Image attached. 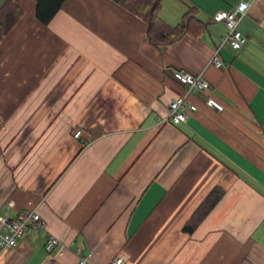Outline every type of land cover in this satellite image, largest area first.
<instances>
[{"label":"crops","instance_id":"obj_1","mask_svg":"<svg viewBox=\"0 0 264 264\" xmlns=\"http://www.w3.org/2000/svg\"><path fill=\"white\" fill-rule=\"evenodd\" d=\"M240 1L162 0L166 24L193 9L206 28L154 46L111 0H66L48 25L20 0L0 42V216L36 211L64 246L48 254L29 231L0 264H77V251L88 264H264V0L238 25L245 45L211 63L226 34L214 16ZM179 69L209 89L187 93ZM178 96L196 111L162 121ZM214 188L223 198L184 232Z\"/></svg>","mask_w":264,"mask_h":264},{"label":"built area","instance_id":"obj_2","mask_svg":"<svg viewBox=\"0 0 264 264\" xmlns=\"http://www.w3.org/2000/svg\"><path fill=\"white\" fill-rule=\"evenodd\" d=\"M255 0L240 1L231 11L220 12L214 16L216 22L222 23L226 27V34L221 40V44L214 50L211 58V63L218 69L224 68V64L220 59V49L227 44L233 50L241 49L247 37L239 30L238 25L241 19L249 10L251 4ZM173 79L179 84L185 86L187 93L206 92L209 85L199 75L191 74L183 69L172 72ZM206 105L216 111H222L223 106L215 99L208 97ZM196 111L194 105L188 104L185 97L175 98L169 104L168 116L162 121L171 120L175 123L187 122L189 113ZM82 130L77 128L73 133L74 139H79ZM29 231L42 232L47 235L44 243L45 252L48 254L54 253L64 244L54 235L47 232L44 222L36 211L20 212L17 215L10 217L6 215L0 216V248H11L16 246L17 241L21 239ZM77 264H88L87 258L83 257L79 251L76 252ZM108 264H129L125 257L118 256Z\"/></svg>","mask_w":264,"mask_h":264},{"label":"trees","instance_id":"obj_3","mask_svg":"<svg viewBox=\"0 0 264 264\" xmlns=\"http://www.w3.org/2000/svg\"><path fill=\"white\" fill-rule=\"evenodd\" d=\"M66 0H34L35 18L42 25H48ZM146 24L147 37L154 46L166 45L179 40L186 33H201L206 26L197 19L195 11L189 9L182 21L172 27L160 17L162 0H111ZM24 11L20 0H5L0 6V42L12 30ZM181 85V84H180ZM183 86V85H182ZM224 196L221 188H214L194 211L183 231L192 234L210 214Z\"/></svg>","mask_w":264,"mask_h":264},{"label":"rangeland","instance_id":"obj_4","mask_svg":"<svg viewBox=\"0 0 264 264\" xmlns=\"http://www.w3.org/2000/svg\"><path fill=\"white\" fill-rule=\"evenodd\" d=\"M183 87L185 88V86H183ZM185 91H186V88H185ZM178 97H182V96H178ZM178 97H177V98H178ZM211 98H212V97H211ZM185 100H186V98H185ZM186 102H187V101H186ZM187 103H188V102H187ZM188 104H189V103H188Z\"/></svg>","mask_w":264,"mask_h":264}]
</instances>
